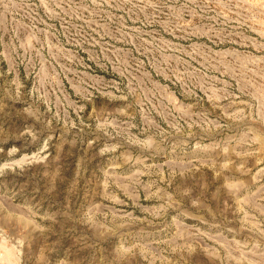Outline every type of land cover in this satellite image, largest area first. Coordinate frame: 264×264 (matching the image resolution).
Here are the masks:
<instances>
[{"label":"rangeland","instance_id":"rangeland-1","mask_svg":"<svg viewBox=\"0 0 264 264\" xmlns=\"http://www.w3.org/2000/svg\"><path fill=\"white\" fill-rule=\"evenodd\" d=\"M0 264H264V0H0Z\"/></svg>","mask_w":264,"mask_h":264}]
</instances>
